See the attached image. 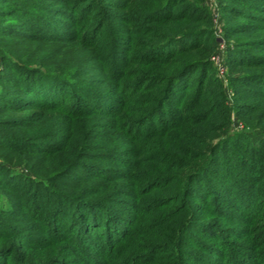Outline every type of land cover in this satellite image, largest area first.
<instances>
[{
	"label": "trees",
	"instance_id": "obj_1",
	"mask_svg": "<svg viewBox=\"0 0 264 264\" xmlns=\"http://www.w3.org/2000/svg\"><path fill=\"white\" fill-rule=\"evenodd\" d=\"M223 10L242 135L202 0H0V264H264V0Z\"/></svg>",
	"mask_w": 264,
	"mask_h": 264
},
{
	"label": "rangeland",
	"instance_id": "obj_2",
	"mask_svg": "<svg viewBox=\"0 0 264 264\" xmlns=\"http://www.w3.org/2000/svg\"><path fill=\"white\" fill-rule=\"evenodd\" d=\"M227 0H202V5L206 7V10L210 17L212 18L214 28L216 29V33L214 35L213 39H216V46L214 52H212L209 56L211 67L214 72L217 73L218 78L223 82L225 93L227 97V105L231 109V115H232V128L234 130V133H237L238 135L246 134L248 133L249 129L258 130L257 122L250 116H247L245 118H242L238 115V112H236V109L234 108V95L231 90V74L230 70L226 64V56L228 51V42L224 36V24L225 19L223 17V7L224 3ZM60 49V51H63L61 53L67 52L68 54L71 53V51L63 50V48L58 47L57 51ZM63 55V54H62ZM2 58L0 57V72L2 70ZM2 163V160L0 158V164ZM5 197H0V206L5 203Z\"/></svg>",
	"mask_w": 264,
	"mask_h": 264
}]
</instances>
